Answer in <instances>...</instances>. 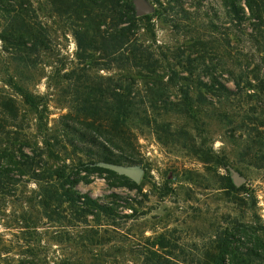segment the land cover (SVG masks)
Returning <instances> with one entry per match:
<instances>
[{
    "label": "rangeland",
    "instance_id": "1",
    "mask_svg": "<svg viewBox=\"0 0 264 264\" xmlns=\"http://www.w3.org/2000/svg\"><path fill=\"white\" fill-rule=\"evenodd\" d=\"M24 1L47 48L20 67L0 39V96L17 109L8 142L20 162H5L0 180V263L204 264L207 247L224 241L257 252L238 254L245 264H264V50L245 41L252 20L239 36L225 0H147L152 12L134 22L137 41L158 60L147 75L79 43L80 22L60 0ZM6 21L0 8V33ZM207 41L215 53L204 52ZM203 54L231 89L228 70L240 76L237 94L203 88ZM11 77L41 99L39 119ZM113 86L135 95L138 113L126 126L135 145L129 165L143 168L137 183L95 171L65 144L63 125L80 112L85 89Z\"/></svg>",
    "mask_w": 264,
    "mask_h": 264
},
{
    "label": "trees",
    "instance_id": "2",
    "mask_svg": "<svg viewBox=\"0 0 264 264\" xmlns=\"http://www.w3.org/2000/svg\"><path fill=\"white\" fill-rule=\"evenodd\" d=\"M2 1L0 0V3ZM4 4H1L0 8L5 11L7 21L1 30L0 39L6 45L1 49L14 55V60L20 64V67H26L32 54L38 55L40 50L47 48L45 33L39 23L36 24L27 12L24 0H8L5 6ZM225 4L229 5L226 16L232 13L233 18H230L236 21L239 36L243 34L241 23L246 19L252 20L251 31L245 32V41L253 43L256 49L262 47L264 50V0H225ZM59 5L71 9L80 22L75 32L79 43L81 40L85 45L98 49L105 55H111L112 58L119 54L118 58L123 64L139 65L147 75L154 73L158 60L148 46L137 41L134 29L135 19L148 17V14L137 16L131 0H60ZM203 45H208L204 52H209L208 54L216 52L212 42H203ZM119 50H122V53H117ZM204 58L203 54V75L208 79L203 81L204 89L214 96L225 98L234 96L241 90L240 76H234L233 70L225 68V62L217 63L221 69H229V74L233 75L231 79H233L236 90L221 82L215 75L214 66L205 63ZM260 81H263L262 77ZM7 84L21 96L23 102L34 111L39 119L42 115L41 99L29 92L19 80H13L11 77ZM116 87H105L104 90L98 87L95 91L91 88L88 91L85 89L86 92L79 103L80 112L72 118L71 124L64 123L63 125L65 134L70 135L66 138L65 144L73 151L87 154L91 158L90 163L94 164L92 168L95 171L100 170L127 179L97 164L100 160L123 164L135 162L134 136L126 126L129 119L138 113L135 107L136 102L133 100L135 95L131 94L128 87L124 93L120 94L116 92ZM16 114L17 109L13 99L0 96L1 144L2 138H5L4 145L2 147L0 145V180L8 173L5 162L20 163L14 159L11 151L14 140L8 142L11 139L8 137L13 132L11 127L14 125ZM88 198L86 196L88 205L104 210L102 205ZM238 254L245 258V255L256 256L257 252L250 249L239 252L236 246L218 241L214 247H207L203 252L204 264H245L244 259L237 257ZM210 257L212 259H209ZM17 264H26V262L19 261Z\"/></svg>",
    "mask_w": 264,
    "mask_h": 264
},
{
    "label": "water",
    "instance_id": "3",
    "mask_svg": "<svg viewBox=\"0 0 264 264\" xmlns=\"http://www.w3.org/2000/svg\"><path fill=\"white\" fill-rule=\"evenodd\" d=\"M132 4L134 7L135 14L137 16L149 14L152 12V6L147 0H132ZM98 165L101 167L110 169L117 174L123 175L133 180L136 183L140 181L142 174H143V168L140 167L139 165L113 163V162L102 161V160L98 162ZM231 172H232L234 183L236 185H239L242 181L241 176L234 169H231Z\"/></svg>",
    "mask_w": 264,
    "mask_h": 264
}]
</instances>
